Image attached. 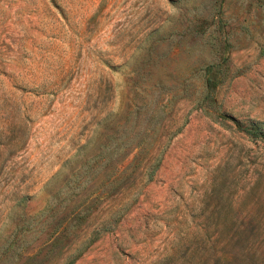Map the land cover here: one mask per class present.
Here are the masks:
<instances>
[{
	"label": "rangeland",
	"instance_id": "1",
	"mask_svg": "<svg viewBox=\"0 0 264 264\" xmlns=\"http://www.w3.org/2000/svg\"><path fill=\"white\" fill-rule=\"evenodd\" d=\"M0 264H264V0H0Z\"/></svg>",
	"mask_w": 264,
	"mask_h": 264
}]
</instances>
